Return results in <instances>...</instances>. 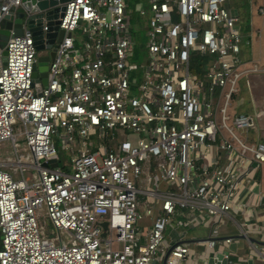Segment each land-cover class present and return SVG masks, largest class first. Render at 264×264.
Segmentation results:
<instances>
[{"label": "built area", "instance_id": "1", "mask_svg": "<svg viewBox=\"0 0 264 264\" xmlns=\"http://www.w3.org/2000/svg\"><path fill=\"white\" fill-rule=\"evenodd\" d=\"M20 5L4 0L0 19ZM59 20L41 91L47 50L27 22L0 62V264H200L192 245L206 248L203 264L218 252L232 264L221 220L244 214L241 191L264 163L262 111L235 116L242 137L226 122L239 78L264 71L243 58L239 11L231 0H69ZM193 56L208 57L203 76ZM226 86L218 124L214 91ZM199 226L207 237L188 238Z\"/></svg>", "mask_w": 264, "mask_h": 264}, {"label": "water", "instance_id": "2", "mask_svg": "<svg viewBox=\"0 0 264 264\" xmlns=\"http://www.w3.org/2000/svg\"><path fill=\"white\" fill-rule=\"evenodd\" d=\"M69 0H21V5L18 7L11 6L7 12H2V18L0 19V60L3 65L7 63V42L10 37L14 35H20L23 32L24 24H28V27L34 34V40L37 49L41 52L47 50L46 54H40L37 59V65L33 76L39 78L36 82L39 85V91H41V85H45L48 82V69L50 62L55 58V49L62 42L65 35V30L59 27V18L64 15L66 9V2ZM4 5V0H0V8ZM47 26L44 34L43 26ZM44 35L47 38L46 44ZM58 161L52 159L49 162L51 166H58ZM104 229L107 227V223L103 222ZM105 235V233H103ZM250 242L255 243L256 239L250 237ZM164 259V264L166 261ZM253 259L249 258L246 264H253ZM207 264H228V260L224 258L221 252L216 255H211L208 258Z\"/></svg>", "mask_w": 264, "mask_h": 264}, {"label": "crops", "instance_id": "3", "mask_svg": "<svg viewBox=\"0 0 264 264\" xmlns=\"http://www.w3.org/2000/svg\"><path fill=\"white\" fill-rule=\"evenodd\" d=\"M233 3L235 4V2ZM246 3L249 10H251L249 11L250 31L248 33L251 40L250 46L253 49V54H257L258 48L264 44V0L261 1L258 8L252 5L251 1H246ZM261 8L263 11H261ZM242 12L239 13L242 14ZM256 32H259L260 40H257ZM261 52L262 50L259 53ZM250 92L255 112L262 111V119L260 120L261 133L259 135L264 140V88L261 97L255 95L257 91L253 90V88H251ZM257 137L256 132H252L251 138L256 139ZM252 176L254 181L250 185L251 191L249 189L241 191V201L248 204L244 214L233 212L230 214L231 217H223L220 229L223 235L234 238V243L232 244L234 252L248 259L253 258L256 262V258L263 259L264 261V163L259 165ZM240 227L244 232L241 231ZM250 237L256 239V242L251 243ZM259 253H262V256Z\"/></svg>", "mask_w": 264, "mask_h": 264}, {"label": "rangeland", "instance_id": "4", "mask_svg": "<svg viewBox=\"0 0 264 264\" xmlns=\"http://www.w3.org/2000/svg\"><path fill=\"white\" fill-rule=\"evenodd\" d=\"M244 1H251L252 5H255V7L258 8V6L260 5L262 0H231V2H235V4L233 3V5L235 7H237V10L239 12L244 11V7L242 6ZM135 3H139V4H145L146 0H135ZM251 11V10H249ZM241 14V13H240ZM242 18V16H241ZM141 17L138 15V12L136 9H134L133 11V16H132V20H131V31L133 34V38L134 41L136 43L135 45V53L138 57V60H142L145 57V50H146V43H147V37H146V33L143 29H136L135 25L136 22L138 20H140ZM243 19V18H242ZM256 37L257 40H260V34L259 32H256ZM264 43V42H263ZM259 51H257V54H253V49L249 47H247L246 43L244 44V48H243V58H245V60L248 63H254L257 64L259 68L264 70V44L260 46V48H258ZM262 50V54L259 53ZM195 57H192V62L195 61ZM249 59V61L247 60ZM135 60V58H134ZM206 84L208 85V81H206ZM237 88L238 91L233 95V97L230 100V105L228 106L227 109V115L229 116V119L226 121L227 124L229 126H233V120L235 118L236 115L240 114V113H254V107L252 105L251 102V98H250V94H251V88H253V90L257 91L255 95H257V97H261L263 95V88H264V71L260 72V73H254L248 76H241L237 82ZM228 91V87H224V88H219L216 87L215 91H214V97L215 100H217L220 97V103L218 104L217 107V115H216V120L218 124H221V113H220V108L223 105V101H224V94L225 92ZM216 106L214 105V108ZM234 131L235 133L242 137L244 132H242L241 130H238L236 127H234ZM55 144L57 149L59 150L60 153V157L62 159V162H69L70 160V155L69 153L64 150V148H62V143L60 139H55ZM7 145V144H6ZM9 149V146H6L4 148V150ZM28 172V171H27ZM26 172V173H27ZM164 187V186H163ZM42 223H44L45 217L41 216ZM47 225L50 226L49 222H47ZM184 229L187 231V236L188 237H196V238H205L208 235V228L204 227V226H199L196 228H185ZM179 231V229H178ZM192 248L194 250V253L192 254L194 261H197L200 264H203L202 259L206 253V248L202 245L200 246H195L192 245ZM219 249V248H217ZM216 251V249L211 250L212 253H214ZM246 254V253H245ZM249 254V253H247ZM247 256V255H246ZM248 258H245L241 255H239L237 252H234L231 256V260H232V264H246ZM256 262L259 264H264V261H262V259L260 258H256Z\"/></svg>", "mask_w": 264, "mask_h": 264}, {"label": "trees", "instance_id": "5", "mask_svg": "<svg viewBox=\"0 0 264 264\" xmlns=\"http://www.w3.org/2000/svg\"><path fill=\"white\" fill-rule=\"evenodd\" d=\"M127 2L129 3L130 6H134L135 4V0H127ZM242 6L244 7V11L240 15L243 18L242 19L243 20L242 30H243L244 39H245L244 44L246 43L247 47L250 48L251 40H250V36L248 35L250 31V12H249V7L246 1L243 2ZM195 58H196L195 61L192 62L191 64V69L194 72H196L199 76H203L205 69H206L204 63L208 60V57H202L201 59L199 56H195ZM247 60L249 61V59ZM1 244L2 242H1V233H0V248H1Z\"/></svg>", "mask_w": 264, "mask_h": 264}, {"label": "flooded vegetation", "instance_id": "6", "mask_svg": "<svg viewBox=\"0 0 264 264\" xmlns=\"http://www.w3.org/2000/svg\"><path fill=\"white\" fill-rule=\"evenodd\" d=\"M56 50V49H55Z\"/></svg>", "mask_w": 264, "mask_h": 264}]
</instances>
